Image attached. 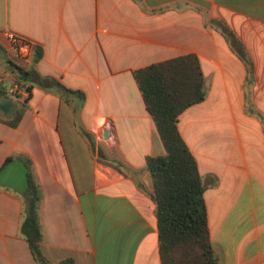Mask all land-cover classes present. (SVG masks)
<instances>
[{
	"label": "crops",
	"instance_id": "1",
	"mask_svg": "<svg viewBox=\"0 0 264 264\" xmlns=\"http://www.w3.org/2000/svg\"><path fill=\"white\" fill-rule=\"evenodd\" d=\"M189 54L207 96L178 126L204 180L215 254L264 264V0H0V85L14 86L9 60L38 82L17 128L5 124L13 96H0V168L33 162L49 264H161L146 159L165 150L134 73ZM106 120L110 139L98 134ZM22 214L21 196L0 186V264H37Z\"/></svg>",
	"mask_w": 264,
	"mask_h": 264
},
{
	"label": "trees",
	"instance_id": "2",
	"mask_svg": "<svg viewBox=\"0 0 264 264\" xmlns=\"http://www.w3.org/2000/svg\"><path fill=\"white\" fill-rule=\"evenodd\" d=\"M41 58L42 50L37 48L32 64L35 66ZM8 64L16 78L14 86L27 93V97L21 99L0 85V96L11 95L14 99V116L5 124L17 128L28 108L33 85L38 82L33 80V68L14 60H9ZM134 77L165 150L162 156L146 159V169L151 173L155 187L152 197L156 204L161 264H219L211 241L204 180L178 126L180 116L190 107L202 103L207 96L200 60L195 54L173 58L139 69ZM48 80L65 97L73 93L82 94L53 79ZM12 160L24 161L28 170L27 192L21 196L23 217L19 235L29 244L37 264H49L42 252V186L33 162L26 156L8 158L0 170ZM122 166V163H117L119 169Z\"/></svg>",
	"mask_w": 264,
	"mask_h": 264
},
{
	"label": "water",
	"instance_id": "3",
	"mask_svg": "<svg viewBox=\"0 0 264 264\" xmlns=\"http://www.w3.org/2000/svg\"><path fill=\"white\" fill-rule=\"evenodd\" d=\"M108 131L104 132V138L109 139ZM28 170L24 161H10L0 170V186L14 190L20 196H24L28 188Z\"/></svg>",
	"mask_w": 264,
	"mask_h": 264
},
{
	"label": "built area",
	"instance_id": "4",
	"mask_svg": "<svg viewBox=\"0 0 264 264\" xmlns=\"http://www.w3.org/2000/svg\"><path fill=\"white\" fill-rule=\"evenodd\" d=\"M11 40H12L13 43H18V41L14 37H12ZM30 48L31 47H30L29 44H26V43L22 42L21 50L23 52H25V53L29 52V50H31ZM9 93L12 94V95H17L21 99H25L27 97V93L23 89H19V87L17 85L13 86V88L9 90ZM102 130L104 132L108 131L109 134H110L109 139L112 138V124H111L110 121H108V120L104 121V123L102 124ZM104 132L101 135L102 138H104Z\"/></svg>",
	"mask_w": 264,
	"mask_h": 264
},
{
	"label": "rangeland",
	"instance_id": "5",
	"mask_svg": "<svg viewBox=\"0 0 264 264\" xmlns=\"http://www.w3.org/2000/svg\"><path fill=\"white\" fill-rule=\"evenodd\" d=\"M103 123H104V122H103ZM103 123H102V124H103ZM103 132H104V131L102 130V126H101V130L99 131L98 134L101 136V135L103 134Z\"/></svg>",
	"mask_w": 264,
	"mask_h": 264
}]
</instances>
